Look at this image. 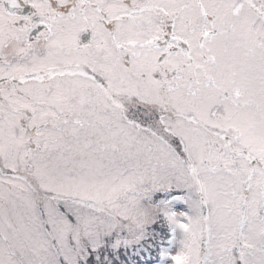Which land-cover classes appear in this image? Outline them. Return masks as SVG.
Returning a JSON list of instances; mask_svg holds the SVG:
<instances>
[{
  "label": "snow or ice",
  "instance_id": "obj_1",
  "mask_svg": "<svg viewBox=\"0 0 264 264\" xmlns=\"http://www.w3.org/2000/svg\"><path fill=\"white\" fill-rule=\"evenodd\" d=\"M0 264H264V0H0Z\"/></svg>",
  "mask_w": 264,
  "mask_h": 264
}]
</instances>
